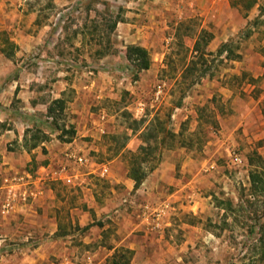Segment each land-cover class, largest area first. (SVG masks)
<instances>
[{"label": "rangeland", "instance_id": "obj_1", "mask_svg": "<svg viewBox=\"0 0 264 264\" xmlns=\"http://www.w3.org/2000/svg\"><path fill=\"white\" fill-rule=\"evenodd\" d=\"M3 36L17 49L10 59L0 51V135L16 133L11 119L22 107L19 85L51 96V72H62L71 84L66 114L88 130L78 137L85 151H77L88 164L76 172L81 186L51 183L54 233L29 227L22 240L0 228V264H15L43 241L51 243V264L64 256L71 264H111L121 250L130 252L123 258L128 264H259L261 248L248 228L258 217L264 223V191L251 194L248 158L257 152L264 159V0H0V49ZM223 44L241 59L217 56ZM129 45L143 47L151 59L136 77L125 57ZM46 120L45 129H54ZM146 127L157 139L148 141L153 153L139 163L144 180L160 173L172 182L155 187L156 201L117 182L129 179ZM27 130L26 139L13 137L3 149L30 147L42 131ZM36 162L34 155L30 171ZM101 167L108 170L104 177ZM226 201L243 212L225 211L218 202ZM164 202L162 227L153 229L141 208ZM79 210L91 215L85 227Z\"/></svg>", "mask_w": 264, "mask_h": 264}, {"label": "crops", "instance_id": "obj_2", "mask_svg": "<svg viewBox=\"0 0 264 264\" xmlns=\"http://www.w3.org/2000/svg\"><path fill=\"white\" fill-rule=\"evenodd\" d=\"M49 85L51 87L48 91L51 96H44L46 99L45 101L43 100L44 98H41V94L33 89V84L26 85L23 83L19 85L22 89V95L17 96V98L21 99L22 107L19 109V112L15 111V116L11 119L15 125L14 128L16 129V133L18 134H16L11 128L7 129L5 133L0 135V153L2 155L0 156V173L2 174L0 180V203L11 191L17 196V201L14 204L12 212L8 216H2L0 214V228L3 232H12V237L15 236L18 239H22L26 237L24 235L30 234L29 227L34 230V233L39 235H44L45 233L51 234L56 231V216L51 209V207H54L55 202V196L51 189V183H53V181L71 186H81L83 183V180H80L81 182H75L74 178L72 184H66L63 181L58 180L56 178V172L52 170L55 166L60 168L66 163L65 153L68 149L72 148L76 153L79 150L85 151L84 146L78 144L80 142L78 137H83L84 133L86 135L88 130H86V127L79 129L82 121H80L76 115L72 116L66 114V109H64L63 113L60 115L62 116L61 119L57 118L55 123H53L54 129H45V125L48 123L46 122V119H48L47 108L49 105L47 100L50 97L51 103L58 99L65 100V92L71 86L70 81L65 74L62 75V72L57 71L51 72V83ZM64 115H67V117ZM42 122L45 125H42ZM37 123L39 125H37ZM19 124L24 127L21 131H19L18 128ZM38 126L42 133L51 138V140L48 139L35 148L21 145L18 146L15 151H7L6 149H3L2 145L8 143L13 137L16 139L19 138V142H21L24 139L25 130L34 127L38 128ZM70 127H73L77 138L59 143L57 138L59 139V137L64 135L61 134L60 128L69 129ZM77 128L78 131L76 132ZM56 135L57 138L54 139ZM43 149L48 152L47 156H44L40 152ZM34 155L38 166L36 171H30L28 167L30 166L29 164L33 162ZM40 157H42V159H47V162L40 164L38 161ZM153 175L155 176H153L151 180H144L136 190H134V182L132 180H117V182L121 181L127 192H143L145 193L143 196L144 200L156 201L160 200L161 197L158 195L157 191H155V187L163 183L170 185L172 182L171 180H164L160 173H154ZM52 176L53 179L56 180H51ZM14 177L21 178V182L19 184L13 182L12 179ZM24 195H26V201H23L24 199H22ZM164 206L165 202L161 204L159 203L155 208H161ZM76 212L77 209H75V214ZM115 212L118 213V210ZM77 217L78 223L81 227L88 225L89 221L92 222L91 215L88 212L79 210ZM20 220L21 223L19 224L18 222ZM12 221H14V225H12ZM8 223L9 225H12L11 230L7 227ZM91 241H93V239L89 236L87 242L91 243ZM50 248V241H43L39 243L30 254L22 252L23 254L21 257L15 258V264H51L48 253ZM88 260L92 261V258ZM71 263L70 258L64 256L59 264Z\"/></svg>", "mask_w": 264, "mask_h": 264}, {"label": "trees", "instance_id": "obj_3", "mask_svg": "<svg viewBox=\"0 0 264 264\" xmlns=\"http://www.w3.org/2000/svg\"><path fill=\"white\" fill-rule=\"evenodd\" d=\"M116 24L117 22H115L112 27L114 28ZM2 35H5V34H2ZM211 39H212V36H209V39L207 40V42ZM2 42L4 43L5 47L0 49L1 53L5 55L6 58H9V59L12 58L13 52L17 49V46L5 36H3ZM199 46L200 44L197 42L195 44V51H198V49L200 48ZM224 54L226 55V59L228 60L241 59V55L235 54L230 44H223L218 49L217 56L220 57ZM125 57L128 60V62L132 64L134 71H135V77L138 76L139 73L149 70L151 66V59H150L149 52L141 46H136V45L127 46ZM65 106H66V101L63 99H58L50 103L47 108L48 119L50 118V121L52 123H55L57 119L56 116H60L63 113ZM28 131L29 130H25V133H24L25 136ZM60 131H61V134H64V135L70 134L71 136H74L75 134L73 127H70L69 129L60 128ZM140 135H141V138L144 139L143 141L145 145H141L137 150V154L132 155V158H133L132 166H130L128 170V178L134 182V190L138 189L140 185L143 183L144 179L146 178L145 172L143 169L140 168L139 163L140 161H143V162L147 161V159L153 153V150L150 144H148V141L150 139H157V135L155 133H150L147 127L141 132ZM25 136H24V139H26ZM32 139L34 140V143L30 147L35 148L40 143L46 141L48 137L39 131L37 132V134H34L32 136ZM59 139H61V137H59ZM145 141L147 142V144ZM248 164L252 168L249 171L248 178H249V183H250L251 194L254 195V194H257L258 192L264 191V167L262 166L264 164V159L257 152H254L252 156L248 158ZM151 170H154V167H152L150 171ZM218 203L219 205H225V211H230L231 213H234L238 209L243 212L241 205H238L237 208H234L231 201L218 202ZM260 218L261 217L256 218L254 224L248 228L249 235L255 236L254 241L261 248L256 258L259 264L264 262V223L260 221ZM85 229H88V226ZM121 251L123 253L119 257H118V254L116 253L112 256L111 264H128V260L123 261V258L125 257L124 255L126 253H130V252L128 250H121ZM251 264H254V260Z\"/></svg>", "mask_w": 264, "mask_h": 264}, {"label": "built area", "instance_id": "obj_4", "mask_svg": "<svg viewBox=\"0 0 264 264\" xmlns=\"http://www.w3.org/2000/svg\"><path fill=\"white\" fill-rule=\"evenodd\" d=\"M58 59L59 58H56V60ZM88 74L92 75V72H89ZM48 120H50V118ZM101 132L104 133V131ZM65 160L66 163L59 168L58 172L56 173V178L65 182L66 184H72L73 179L78 175V173H76L77 169L87 165L88 159L85 156L74 152L72 149H68L65 153ZM234 162L238 164L241 162V160L239 157H235ZM99 170V175L101 177H104L108 171L105 167H101ZM12 180L13 182L19 184L22 179L19 177H14ZM22 199H24L23 201H26V195H24ZM16 201L17 196L12 193V191L9 192L6 198L0 203V214L2 216H8L12 212ZM141 211L143 218L149 221L150 226L153 229H161L163 217L165 215L164 207L152 208L150 205L145 204L142 206ZM4 242L5 240L0 238V244Z\"/></svg>", "mask_w": 264, "mask_h": 264}]
</instances>
